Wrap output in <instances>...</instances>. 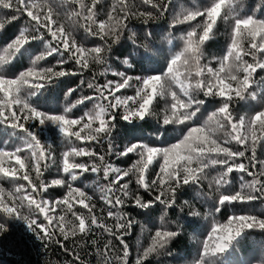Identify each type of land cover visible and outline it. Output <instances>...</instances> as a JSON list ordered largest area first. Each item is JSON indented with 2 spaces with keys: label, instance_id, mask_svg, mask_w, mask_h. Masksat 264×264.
Segmentation results:
<instances>
[{
  "label": "snow or ice",
  "instance_id": "obj_1",
  "mask_svg": "<svg viewBox=\"0 0 264 264\" xmlns=\"http://www.w3.org/2000/svg\"><path fill=\"white\" fill-rule=\"evenodd\" d=\"M64 2L73 6L68 19L74 24L82 20L79 26L89 36L98 38L99 43L92 47L78 44L73 35L75 29H66L64 23L58 22L59 13L53 0H0V9L12 12L10 17L0 19V30L21 17L27 18V26L21 27L0 49V125L10 127L22 142L11 150L0 148V179L17 183L14 192L0 187V213L23 220L27 230L41 241L55 242L61 247L64 245L58 237L66 241L78 234L84 237L95 234L98 238L90 242L98 255L99 239L107 233L110 238L103 245L105 264H128L130 253L125 237L134 223L122 211L128 201L140 209L157 203L170 208L176 204L180 190L186 186L202 187L204 181L208 182V192L203 195L214 200L215 213L225 205L264 200V160L257 158V149L264 147V101H260V110L248 118L237 119L231 110L234 98L256 100V93L250 91L252 85H264V76L256 79L258 72H264V19L256 15L259 6L251 15H241L240 0H210L206 7L174 16L170 29L190 25L181 37L182 50L170 55L162 72L137 76L112 67L109 57L113 47L124 37L125 30L131 31L127 21L143 17L147 23L161 18L169 11L172 0H140L141 6L154 11H139L134 0H112L104 20L97 19L102 0ZM218 20L228 23L229 43L225 54L218 58L219 66L213 67L211 62L202 63L203 46L215 35ZM33 41L42 42L43 50L32 57L26 70L15 77L7 76L5 67L18 55L27 53L26 46ZM53 56L58 59L49 66L46 61ZM70 63L75 65L74 69L65 67ZM123 64L131 67L127 58ZM93 65L99 66V70ZM85 72H91V77L82 78L76 88L68 90L66 97L77 89L91 90V94L67 104L62 113L41 111L32 103L31 98L50 84L70 75L83 77ZM109 75L113 79H108ZM100 77L105 78L103 83L99 82ZM129 90L132 94L125 95ZM201 95L220 101V106L202 123L206 100ZM158 98H170L162 115L154 111ZM86 102L92 103L93 109L74 116L73 109ZM118 113L128 123L154 117L163 126H183L182 135L166 146L138 140L118 150L113 143ZM34 123L52 124L58 130L59 141L66 146L59 161L51 144L46 145L31 127ZM220 131L222 139L216 135ZM233 143L239 148L229 147ZM105 144L107 151L101 154L97 146L103 149ZM130 154L137 158L127 169L106 160L107 156L120 158ZM84 157L88 159H78ZM51 165L57 166L60 178L45 182V171ZM157 166L158 171L153 174ZM210 169H216V174L210 176ZM88 172L96 174L97 179L102 173L107 181L98 190L103 193L100 199L109 208L107 217L114 221L111 225L105 223L104 208L97 210L93 197L74 186ZM233 172L240 173L239 188L235 191L230 190ZM125 178L129 179L122 183ZM133 182L134 192L130 191ZM57 186L66 187V194L54 201L44 199V194ZM141 191L152 198L145 200ZM76 205L86 211L78 212ZM25 206L42 215L43 222L24 215L20 209ZM69 214L71 220L67 219ZM192 215L200 213L193 211ZM4 227L0 224V231ZM257 228L264 230V218L251 213H233L225 223H214L192 264H213L212 258L227 253L247 230ZM178 234L173 230L155 231L151 244L138 253L135 264H145ZM113 240L122 247L117 248ZM75 259H80L78 254Z\"/></svg>",
  "mask_w": 264,
  "mask_h": 264
},
{
  "label": "trees",
  "instance_id": "obj_2",
  "mask_svg": "<svg viewBox=\"0 0 264 264\" xmlns=\"http://www.w3.org/2000/svg\"><path fill=\"white\" fill-rule=\"evenodd\" d=\"M43 2V0H41ZM242 9L241 15H251L259 6L260 11L256 13L257 17L264 19V4L261 0H240ZM112 0H102V3L97 8V19H107V11L111 7ZM139 11H154L147 6H141L140 0H134ZM210 0H172V5L168 12L163 17L149 20L144 23V18H133L127 21L131 31L125 30L124 37L113 47L109 57V62L112 67L118 71H127L129 75H146L162 72L167 65V60L170 55L179 52L183 48L181 37L189 30L190 25H178L170 29L169 25L173 17L181 14L185 10H194L196 8L206 7ZM53 7L59 13L58 22L64 23L66 29L74 28L73 35L78 44H83L86 47H92L99 43L98 38L89 36L79 24H74L68 19L72 14L73 6L70 3H65L64 0H53ZM78 9V6H77ZM10 10L0 9V19L10 17ZM55 18V17H54ZM27 26V18L21 17L12 23H9L4 30H0V49H3L9 41H11L21 27ZM215 35L206 42L203 46L205 58L202 63L211 62V66L218 67V58L225 54L226 47L229 43V27L224 21L217 22ZM150 33L151 35H147ZM135 41V44L133 43ZM171 41V43L169 42ZM28 52L23 55H18L15 60L5 67V73L9 77H15L30 66L32 57L43 50V44L40 41H33L26 46ZM23 51V50H22ZM129 59L131 67L128 68L123 64L124 59ZM58 57H49L46 63L50 66L54 64ZM250 60V57H246ZM68 69H74V64L65 65ZM93 68L99 70V66L93 65ZM183 72L184 69L182 68ZM92 75L91 72H85L84 76L70 75L57 80L54 84H50L47 88L42 89L40 93L32 97V103L41 111L49 113H62L67 104L74 103L81 95L91 94V90L85 89L81 92L77 89L71 96L66 97V93L71 88H76L80 80H87ZM264 76V72H258L256 79ZM113 79L111 75L107 77ZM104 77L99 78V82H104ZM250 91L256 93L257 99L239 100L234 98L231 103L233 116L237 119L240 117L248 118L254 111L260 110L262 107L260 101H264V85L253 84ZM132 94L131 91L124 93ZM200 98L206 100V111L201 117V123L206 119L212 111L220 106L219 98H205L202 95ZM170 98H158L154 104V111L162 115L167 108ZM93 104L87 103L73 109V115H82L84 111L92 110ZM33 130L39 138L47 145L51 144V150L59 161L60 154L65 150V145H61L59 141L58 130L52 124L44 126L34 123ZM183 126H163L158 123L156 118H145L144 120H136L132 123L125 122L119 116H116L115 129L113 131V143L118 150L129 142L143 140L145 142L166 146L174 143L176 139L182 135ZM13 130L7 125H0V148L11 150L16 145L21 144L18 136H14ZM217 137L223 138V131L217 132ZM234 150L239 146L235 143L229 145ZM97 151L103 154L107 151V145L101 149L97 146ZM24 155H29L24 153ZM137 157L130 154L117 158L115 156H107L106 160L115 167L127 169L135 161ZM257 158L264 160V147L257 149ZM87 160L88 158H78ZM153 174L158 171V166L153 168ZM209 175H215L216 169H210ZM60 173L57 172V166L51 165L45 171V182H50L53 179L60 178ZM240 173L233 172L231 174L232 187L230 190L235 191L239 188ZM250 179V177H245ZM129 178H125L123 182H127ZM26 183V182H19ZM107 184L100 174V179L97 175L91 172L85 173L75 182L74 186L86 191L93 197L92 202L96 204L97 210L104 208L103 215L106 217L105 223L111 225L114 223L111 217H107L108 206L100 199L101 193L99 186ZM208 182L204 181L201 186H186L177 194V202L173 207L165 208L159 203L148 209H140L132 205L128 201L122 211L127 214L129 219L133 220V227L130 233L125 237V242L129 246L128 264H135L136 256L142 252L144 248L151 244V238L157 230H173L179 234L173 237L164 249H161L159 254H152L145 264H192V261L197 258L198 252L202 250V242L207 239L208 234L214 223H225L227 218L233 213H251L261 218H264V200H255L250 203L225 205L219 213L214 212L215 202L203 193L208 192ZM0 187H3L6 192H14L17 183L8 179H0ZM130 191H135V183L130 185ZM67 192L66 187H52L45 194L44 199L54 201L62 198ZM141 195L145 200H150L152 197L148 193L141 191ZM187 202V203H185ZM76 210L86 211L79 205H76ZM115 211V209H112ZM24 215H28L43 222L42 215L37 214L34 209H29L27 206L20 209ZM199 212L200 215L194 216L192 212ZM60 209H57V214ZM97 214L100 213L97 211ZM163 217V219H161ZM71 220V214L67 217ZM0 224H3L4 230L0 231V264H105L103 255V245L110 238L107 233H103V237L99 239L100 254H97L96 247L91 244L92 239H97L95 234L84 237L78 234L75 237H69L68 240H63V237H58L64 247L55 242L41 241L32 232L27 230V225L23 220L9 218L0 213ZM102 230L96 229V232ZM113 244L120 248L119 241L113 240ZM67 249V251H65ZM78 254L80 259L76 260L75 255ZM111 260V257H108ZM213 264H264V230L250 229L238 238V242L230 248L227 253L220 254L212 258Z\"/></svg>",
  "mask_w": 264,
  "mask_h": 264
}]
</instances>
